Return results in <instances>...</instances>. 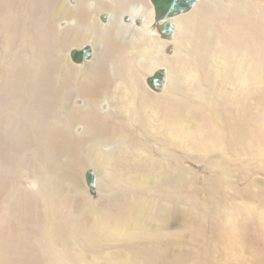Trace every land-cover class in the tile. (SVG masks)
Listing matches in <instances>:
<instances>
[{
	"label": "bare ground",
	"instance_id": "6f19581e",
	"mask_svg": "<svg viewBox=\"0 0 264 264\" xmlns=\"http://www.w3.org/2000/svg\"><path fill=\"white\" fill-rule=\"evenodd\" d=\"M263 4L0 0V264H264Z\"/></svg>",
	"mask_w": 264,
	"mask_h": 264
},
{
	"label": "water",
	"instance_id": "95a60500",
	"mask_svg": "<svg viewBox=\"0 0 264 264\" xmlns=\"http://www.w3.org/2000/svg\"><path fill=\"white\" fill-rule=\"evenodd\" d=\"M157 13L170 17L181 12L190 10L199 0H152ZM163 30L165 33H169L171 30V23L167 22ZM91 56V49L89 47L75 50L72 57L75 61L87 58ZM155 83L159 82V78L153 79Z\"/></svg>",
	"mask_w": 264,
	"mask_h": 264
},
{
	"label": "rangeland",
	"instance_id": "374dc122",
	"mask_svg": "<svg viewBox=\"0 0 264 264\" xmlns=\"http://www.w3.org/2000/svg\"><path fill=\"white\" fill-rule=\"evenodd\" d=\"M264 5V4H263ZM193 168L197 173L198 183L202 186L205 181V177H208L210 175V171L205 167L203 163L200 162H192ZM209 171V172H208Z\"/></svg>",
	"mask_w": 264,
	"mask_h": 264
}]
</instances>
